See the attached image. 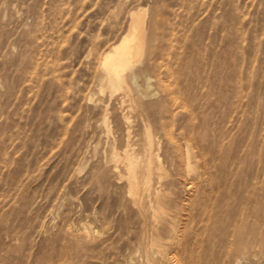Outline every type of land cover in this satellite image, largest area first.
Segmentation results:
<instances>
[{"label":"rangeland","instance_id":"1","mask_svg":"<svg viewBox=\"0 0 264 264\" xmlns=\"http://www.w3.org/2000/svg\"><path fill=\"white\" fill-rule=\"evenodd\" d=\"M225 235L264 264V0H0V264H223Z\"/></svg>","mask_w":264,"mask_h":264},{"label":"bare ground","instance_id":"2","mask_svg":"<svg viewBox=\"0 0 264 264\" xmlns=\"http://www.w3.org/2000/svg\"><path fill=\"white\" fill-rule=\"evenodd\" d=\"M146 15H147V10L144 8L140 7L137 8L136 10L133 11L131 10L129 14L130 21H129L128 29L122 34V36L116 43L112 44L103 53L100 63L101 65L100 82L105 87L119 89L121 85H129L131 81L137 79V75L133 72V70L142 61L147 50L148 35L146 28ZM150 143L148 142V144ZM152 147L150 146V149H152L151 152L153 151ZM124 154H126L127 157L130 158V153L127 149L125 150ZM130 165L133 168L132 162L130 163ZM135 168H137V164ZM142 169L148 170V168H142ZM132 171H136V170H132ZM191 187L192 186H189L188 189L190 190ZM177 233L179 234V230L176 231V234ZM222 240L223 242H225L222 263L226 264V257L227 258L229 257V252L227 251L226 253V235L222 238ZM233 244H236V242L234 241ZM159 253L161 255L162 264H179V261L177 260V257L174 252L160 251Z\"/></svg>","mask_w":264,"mask_h":264}]
</instances>
